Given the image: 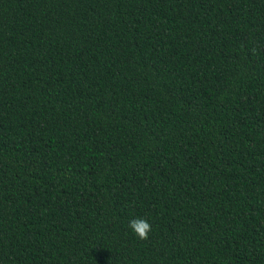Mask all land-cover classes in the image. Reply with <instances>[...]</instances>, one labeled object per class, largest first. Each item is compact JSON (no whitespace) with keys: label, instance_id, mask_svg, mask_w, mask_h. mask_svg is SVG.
Instances as JSON below:
<instances>
[{"label":"trees","instance_id":"16d2710c","mask_svg":"<svg viewBox=\"0 0 264 264\" xmlns=\"http://www.w3.org/2000/svg\"><path fill=\"white\" fill-rule=\"evenodd\" d=\"M0 264H264V0H0Z\"/></svg>","mask_w":264,"mask_h":264},{"label":"clouds","instance_id":"9594fccd","mask_svg":"<svg viewBox=\"0 0 264 264\" xmlns=\"http://www.w3.org/2000/svg\"><path fill=\"white\" fill-rule=\"evenodd\" d=\"M129 229L134 236L139 240H147L148 234L151 231L150 223L143 218H136L129 221Z\"/></svg>","mask_w":264,"mask_h":264}]
</instances>
